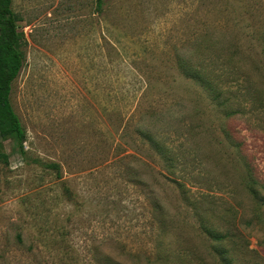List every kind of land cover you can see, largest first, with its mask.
I'll list each match as a JSON object with an SVG mask.
<instances>
[{"label": "rangeland", "instance_id": "1", "mask_svg": "<svg viewBox=\"0 0 264 264\" xmlns=\"http://www.w3.org/2000/svg\"><path fill=\"white\" fill-rule=\"evenodd\" d=\"M12 8L27 157L0 138V264H264V0ZM194 40L211 87L178 70Z\"/></svg>", "mask_w": 264, "mask_h": 264}, {"label": "trees", "instance_id": "2", "mask_svg": "<svg viewBox=\"0 0 264 264\" xmlns=\"http://www.w3.org/2000/svg\"><path fill=\"white\" fill-rule=\"evenodd\" d=\"M96 8L101 10L104 0H94ZM19 16L12 8V0H0V138L2 140L12 139L15 148L25 159L27 157L24 142L26 139V131L22 126L19 116L14 111L11 102V90L14 80L19 75L21 68L25 62V46L27 40L24 32L18 29L17 22ZM215 42H211L210 45L205 46L203 49L200 44L192 42L194 45L193 53L185 60H181L180 56L177 57L178 70L184 74L185 77L190 78L195 83H202L204 86H212V83H218V77L221 75L215 73L213 69H207V62H210V57H203L208 52L213 53V48H217L214 45ZM200 49L198 50V48ZM202 49V53L201 50ZM229 49V47L227 48ZM200 53V54H199ZM227 63L231 64L232 59L230 56L226 58ZM214 95V97H216ZM147 137L150 136V132L146 129H140ZM165 146L162 142L159 143V149H164ZM0 161L7 164L8 155L3 150V144L0 143ZM39 164L58 170L59 164L55 162H43L39 159L36 160ZM211 234V233H210ZM212 235V234H211ZM214 239L221 240L223 235L215 233L212 235ZM19 238V236H18ZM220 254H223L221 251ZM225 261V257L223 259Z\"/></svg>", "mask_w": 264, "mask_h": 264}]
</instances>
